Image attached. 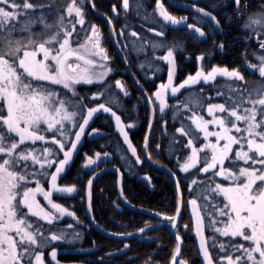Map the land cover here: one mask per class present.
I'll use <instances>...</instances> for the list:
<instances>
[{"label": "snow or ice", "instance_id": "1", "mask_svg": "<svg viewBox=\"0 0 264 264\" xmlns=\"http://www.w3.org/2000/svg\"><path fill=\"white\" fill-rule=\"evenodd\" d=\"M86 2L95 8L93 0H0V264H45L49 247L51 261L60 264L53 242L80 238L78 232L69 233L73 225H63V218L83 222L70 207L58 202L78 195L79 189L75 183L60 181L74 162L82 137L98 131L91 128L90 122L101 110L114 119L128 150L137 163L141 162L125 130L130 125H125L109 106L118 104L119 97L100 102L109 87L106 77L113 69L100 27L86 19ZM232 3L236 20L242 21L240 28L246 30L244 39L255 38V62L248 59V46L240 54L243 63L231 68L199 63L205 60L201 53L196 56L195 73L174 84L175 50L181 45H166L163 28H147L160 39L143 40L139 50L150 46L154 59L167 63V82L147 96L153 106L148 126L151 129L157 107L160 113L174 108L172 119H179L180 126L174 128L170 143L175 168L191 177L187 205L199 238L202 264H264V0L255 11H249L251 0ZM121 7L127 13L130 0H122ZM136 7L139 15L143 4ZM197 11L220 27L211 12L204 8ZM112 12L119 14L115 4ZM155 12L165 22L185 24L205 36L203 28L187 23V17L169 13L162 0H155ZM107 23L109 34L116 35L112 17H107ZM126 27L123 25L118 34L123 35ZM131 35L138 33L132 31ZM214 46L223 51L222 42L215 45L214 41ZM157 49L164 50V54L155 56ZM245 71L256 76L255 83L248 84ZM218 77L223 83H216ZM115 84L128 95L121 80ZM86 85L97 88L90 97L80 91ZM181 89L192 94L179 98L176 94ZM169 99L175 101L174 105H169ZM215 99L220 102L206 103ZM177 144L181 145L179 151ZM147 147L145 135V151ZM100 156V152L94 156L85 153L84 165L96 164ZM148 158H152L151 153ZM169 171L176 176V171ZM96 175L93 170L85 188L89 212ZM175 183L179 193L180 180ZM193 190L195 196L191 195ZM180 213L178 198L175 214L156 215L164 216L176 228ZM148 228L146 221L137 231L143 233ZM183 228L187 231L189 224ZM206 229L210 235H205ZM175 240L169 264H188L186 259L178 258L182 244L179 232ZM128 247L125 243L124 248ZM144 264L159 262L148 257Z\"/></svg>", "mask_w": 264, "mask_h": 264}, {"label": "trees", "instance_id": "2", "mask_svg": "<svg viewBox=\"0 0 264 264\" xmlns=\"http://www.w3.org/2000/svg\"><path fill=\"white\" fill-rule=\"evenodd\" d=\"M138 0H130V3H135ZM173 2L179 3L180 0H171ZM170 0H162L165 5V8L169 13L177 17L185 16L187 17L188 24H196L198 27L203 28L205 36L201 37L199 33H195L194 30L188 29L185 24L172 25L170 22H165L163 19L159 18L155 12V0H139V3L145 4L144 8L148 11H154L153 16L156 18L154 23H162L163 30L165 31V44L171 45L172 43H178L181 47H178L175 50V58L177 64L176 78L178 81H182V75L187 76L189 74H194L198 62L196 56L204 53L205 60L199 63H206L209 66L211 64H217L220 66L236 67L243 63L241 59V52L244 51L245 47L248 46V59L253 60L252 50L257 47L255 38L252 41H246L244 35L246 30L240 28V23L242 21H237L235 13L233 11L234 5L232 0H197L196 5L198 8H204L207 11L211 12L217 17L220 21V27L216 28L214 24H210L203 16L188 12L189 14H183L182 9H176L171 6ZM188 0H181V2ZM95 3V11L103 16L112 17L113 25L116 29H120L121 19L117 16L127 15L121 8V0H93ZM170 4H169V3ZM189 2V1H188ZM252 7L249 11H255L259 7L261 0H251ZM115 4L118 10V13L112 12V5ZM86 11V18L89 22H94L97 24L102 33H103V46L107 49L108 55L111 57V64L114 69H119L116 67V62H119L117 52L114 48L113 42L110 37V32L107 24L100 19L96 18L93 14L88 11L87 2L84 5ZM139 13L143 14L139 9ZM232 16V20L229 21L228 17ZM123 22V21H122ZM132 31H135L140 36L141 39L139 43H136V46L141 47L142 41L145 39H160L154 33L148 32L147 28H156L160 30L161 28L155 26H148L141 19H135L131 21ZM142 28V29H140ZM222 29V30H221ZM146 33V34H145ZM117 37V34H116ZM220 44L221 42L224 45L223 51L218 47L214 46ZM118 42L121 41L118 39ZM127 46V43H125ZM124 50V46L122 48ZM211 55H208V54ZM130 54V52H129ZM164 50L157 49L155 56H162ZM140 54H136L139 57ZM144 59L149 61L154 60L153 51L150 46L144 50ZM253 62H255L253 60ZM150 64V63H149ZM161 69H164L162 67ZM122 73V67L119 69ZM153 75L158 74L156 71L152 70ZM181 73L180 75H178ZM140 76L142 74L138 73ZM138 74L136 76H138ZM116 77V73H114ZM244 75L247 79L249 85L256 82V76L251 75L249 71H245ZM115 77L113 78L115 80ZM157 78L152 80L153 83L158 81ZM139 78V76H138ZM111 83V82H110ZM216 83H223V80L219 77L217 78ZM131 85V82H130ZM201 87H205L201 84ZM111 90H114L111 87ZM209 91L211 87L209 86ZM185 90L182 92L184 94ZM90 95V93H86ZM90 97V96H89ZM102 100V99H101ZM107 101L103 99L102 102ZM207 102H220L219 99H215ZM122 106H115L110 104L117 113H125L132 111L130 108L129 100H122ZM91 106V104H90ZM144 112V121L140 129H138L132 141V144L137 148V154L141 157V162L137 163L134 157H130L124 148L120 147L118 150L114 147L112 151H109V160L105 161L104 164L99 166L91 165L86 167L82 164L80 159H77L75 163L69 168L67 174L61 180V183H75L79 189V194L74 196L76 200L75 207L77 216L80 221L87 220L85 218L84 210V188L87 179L92 175V171H97L101 167L115 165L120 168L123 174L122 189L124 198L133 206L145 208L151 210L155 213H165L167 216H172L175 214L176 204H177V194L174 183L172 179L164 174V172L157 171L151 168L142 156L143 152V143L144 137L146 135L147 126H148V116L149 111L146 106L139 107L138 113L142 114ZM157 110L155 111V114ZM128 119V118H127ZM97 123L106 125L110 127L112 124L107 116H99L96 119ZM173 124H171L170 129H172ZM160 130L156 129V123L154 124L153 133L150 135L148 142L147 152L151 153V160L157 165L167 166L169 169L176 171L177 179L180 180V192H181V216L176 227V233L179 232L182 238V248H181V258L186 259L188 264H201L199 246L196 239V234L194 231V220L190 221L191 207L187 205L188 199H190L189 189L187 184L189 181L186 179V174L183 172L180 173L175 168L174 162L167 161L161 156L157 155V150L161 151L164 148V142L161 138ZM112 138H116L115 135H112ZM95 141H87L86 150L87 152L94 153L95 151L103 152L102 150V137L97 138ZM115 143V142H114ZM163 143V144H162ZM157 144L160 146L157 148ZM152 146V147H150ZM153 148V151H151ZM155 148L157 150H155ZM121 149L127 154H121ZM150 174V177L146 176ZM193 195V191L191 193ZM91 204H92V216L95 218L96 224L103 230L109 233H133L137 229L144 227V223L147 221L150 227H153V230L145 232L143 235L138 238L131 239L127 242L129 245L128 248H124V244L121 241H115L101 236L99 233L94 231L89 226V236L88 242L93 247L97 249L94 251L97 255L100 253L105 254V264H115L114 252L119 253L120 264H144V261L148 257H152L153 262H159V264H169L170 256L173 248L175 247V242L170 235L169 227L170 223L160 222L155 219L149 218L143 214L130 211L124 208L116 199L115 196V176L112 173H107L103 175L100 179H97L91 187ZM119 205V207H117ZM189 224V229L184 230L183 226ZM207 232L205 235H208ZM119 249V251H117Z\"/></svg>", "mask_w": 264, "mask_h": 264}, {"label": "flooded vegetation", "instance_id": "3", "mask_svg": "<svg viewBox=\"0 0 264 264\" xmlns=\"http://www.w3.org/2000/svg\"><path fill=\"white\" fill-rule=\"evenodd\" d=\"M188 1L181 2V0H180L179 3L171 1L172 2L171 6L173 8L179 9V10L182 9L183 11H185V12H183V14H189L188 12L195 13L194 11L185 9V7H193V5H196L197 0H188ZM138 3H139V0L135 3H130L131 9L126 13L127 15L117 16L121 19V24H123V25L126 24L127 27L124 28V34L119 35L118 33H119L121 27L123 26V25L119 24L120 29L117 30V37L115 35V40H116V44L118 46V49L122 54V57H123L125 64L127 65L131 74L137 80L139 86H137L135 83H133V81L128 77L127 71L123 65V60L120 58L119 54L117 53L119 62L118 63L116 62V67L119 69L122 67L124 73H122L119 69H114V71L109 73L108 81L107 80L106 81L108 84H110V87L108 88V91L106 90V95L104 97H102L103 99H108V98H111L113 96L119 97L120 102L118 104H112V105L119 106V107L123 105L122 100H129L130 101V103H131L130 108H132V111H128L125 113H117V114L121 116V120L125 125H130L129 127H126L125 130L128 132L129 139L131 140V142L133 141L135 132L138 129H140L141 125L143 124L142 121H144V119L146 120V118L143 117L145 115L144 112H142V114H139L138 108L146 106L148 108L149 116H150L149 103L147 102V96L150 95L151 93H153L156 90V88L159 86L160 83L167 82V76H165V74H167V63L166 62L154 59L153 61H151V67H149L150 59H149V61L147 59H144V51L139 50L138 54H140V55H139V57L136 56V53H135L136 52V50H135L136 45L135 44L139 43V41L141 39L139 38L140 37L139 35L138 36H132L131 35V32H132L131 21L135 20V19L136 20L141 19L145 22L146 25H148L150 27H152V26H155L158 28L163 27L162 23L160 25H159V23H154V21L156 20V18L153 16L154 11L145 10L144 9V8H146L145 4H143L144 8L143 7L140 8V10L144 13L137 15L136 14L137 13L136 5ZM121 4H122V0H121ZM176 5L181 6V8L176 7ZM196 7H197V5H196ZM88 11H89V9H88ZM156 14L158 15V13H156ZM95 17L98 18L97 16H95ZM145 17H146V19H145ZM159 18H161V17H159ZM98 19H100V18H98ZM100 21L105 22L102 19H100ZM105 23L107 24V22H105ZM107 26L109 28L108 24H107ZM140 29H142V28H140ZM142 31H143V29H142ZM118 39L121 41V43H117ZM125 43H127V46H125L126 45ZM123 46H124V50L122 49ZM114 48H115V46H114ZM140 48L141 47H139V49ZM147 48H148V46H146V49ZM115 50L117 52L116 48H115ZM129 52H130V54H129ZM125 57L127 58V60H125ZM141 65L143 67H141ZM157 66H159L158 71H157ZM110 67L113 68V65L111 64V60H110ZM162 67H164V69H161ZM152 70L156 71L158 74H156L154 76L153 75L154 73H152ZM114 73H116V77H115V75H113ZM138 73H140L142 75L140 76ZM137 74H138L139 78H138V76H136ZM156 76H158V81L153 83L152 80L154 78H157ZM114 77H115V80L113 79ZM117 79L121 80L122 84L124 85V87L128 91V95L125 96L120 88L114 89V86L116 85L115 81ZM130 82H131V85H130ZM180 82L181 81L174 80V84H179ZM111 87H113L114 90H111ZM80 91L82 93L86 94V93H91L92 91H97V89L93 85H86V86L82 87L80 89ZM183 91H184V89H181L180 92L176 94L177 97L182 98L183 96H186L185 92H184V94H182ZM169 96H171V95H169ZM168 103H169V105H173L175 102L173 99H169ZM172 113H173L172 107L166 108L165 113H160L158 110V107H157V113L154 114L153 126H152V130L150 133V135L153 133L154 124L156 123V129L160 130L161 135H162L161 138H162V141L164 142V145H163L164 148L161 151V155H160L159 150H157L156 148H155V150H157V155L161 156L165 160L168 159V154H170L169 150H167L169 135L171 133H174L175 127H179V124L172 120V116H171ZM99 116L101 117L104 115L100 114L97 117L95 116L96 118L94 117L95 119L91 122V128H96V129H98V131L96 133H93L92 135H85L84 137H82V141H81V144L79 145L78 153L74 155V162L73 163H75V161L77 159H80L82 164H84L83 161H84V154L85 153H87L88 155L94 156V154L98 151H95L94 153H91V152L88 153L86 150V147H87L86 144H87V141L97 142V140H98L97 138H99V137H102V141L100 143L102 145L103 152H100L101 156L97 160V163L94 164V166H99L101 164H104L105 161L109 160V157L104 156L103 153H108L109 151H112L114 149L113 144L115 141L120 142V144L125 148V145L123 144L121 138L119 137V135H118L116 129L114 128L110 119L109 120L112 124L110 127H108L104 124L102 125L100 122L95 124V121ZM149 116H148V119H149ZM126 117L128 118L127 120H126ZM165 121L167 123H165ZM137 122H139L138 125H135ZM171 124H173L172 129H170ZM91 128L87 129V131L90 132ZM165 129H166V131H165ZM112 135H115L116 138L115 139L112 138ZM149 139H150V137H149ZM148 142H149V140H148ZM150 147H152V146H150ZM175 147L179 151L181 148V145L177 144V145H175ZM151 151H153V148H151ZM142 156H143V153H142ZM133 157H134V159H136L135 156H133ZM174 158L175 157L172 158V160H173L172 162H174ZM167 161H169V160H167ZM73 163H71L70 167L73 165ZM86 167H90V166H86ZM66 174H67V172H66ZM64 176H63V178H64ZM146 176L150 177V174H147ZM60 183H61V181H60ZM74 196H75V194H72L71 197L68 199H58V202L64 204L66 207H70V209L72 211L76 212V211H78V209H77V207H75L76 200L74 199ZM54 198H56V197H54ZM68 224L73 225V228L69 229V233H71L72 231L78 232L80 234V238L77 240H74L72 242H68V241L53 242L52 246L57 248V260L60 261V264H105L104 263L105 262V254L100 253L99 255H97L96 253H94V251L97 248L93 247L92 245H90V242H88V236H89V229L88 228L90 225L88 223H86L85 221H83V223H79L76 220H74L72 217L66 216L65 218H63V225H68ZM153 229H154L153 227H150L147 229V231H150ZM206 232H208V231H206ZM206 232H205V234H206ZM210 250L213 251V253H215L214 249H210ZM50 251H51V247H49L48 249L45 250V256H44L45 264H55V261H51V257L49 256ZM113 255L116 257L115 258V260H116L115 264H120L119 253L114 252ZM180 258H181V254H180ZM200 259H201V264H202V259H203L202 254L200 255Z\"/></svg>", "mask_w": 264, "mask_h": 264}, {"label": "water", "instance_id": "4", "mask_svg": "<svg viewBox=\"0 0 264 264\" xmlns=\"http://www.w3.org/2000/svg\"><path fill=\"white\" fill-rule=\"evenodd\" d=\"M87 4H88L89 12H90L91 14H94V15L97 16L98 18H100V19L104 20L105 22H107V17H105V16H101V15L97 14V13L94 11L92 5H91L90 3H87ZM176 7L181 8V6H178V5H176ZM185 9H187V10H191V11H194L195 13H197V14L203 16L204 18H206V20L209 21L210 24H214V22H212V21L210 20L209 17H206L203 13L198 12V11H197V7H185ZM107 24H108V23H107ZM109 29H110V26H109ZM111 39H112V41H113V44H114L115 48L117 49V53L119 54L120 58L123 60L122 54H121V52L119 51L118 46H117V44H116L115 35H111ZM123 65H124V67H125V69H126V71H127V75H128V77L133 81V83H135L137 86H139L137 80L135 79V77H134V76L131 74V72L129 71V69H128L127 65L125 64L124 60H123ZM169 95H171L170 91H169ZM149 110H150V114H151V113H152V105H150V104H149ZM98 114H107V115L110 117V114H109V113H103L102 110H101V112L98 113ZM98 114H96L95 116H97ZM95 116H94V117H95ZM153 120H154V116H153V119H152V126H153ZM111 121H112V124H113L114 128L116 129L117 133L120 135L118 129H117L116 126H115V121H114V119L111 118ZM90 123H91V122H90ZM151 130H152V127H151V129H149V126H148V129H147V132H146V135L148 136V140H149V137H150ZM120 137H121V139H122V141H123V137H122L121 135H120ZM81 140H82V139H81ZM123 142H124V141H123ZM124 144H125V146L127 147V144H126V143H124ZM143 156H144L145 161H146V162H147L152 168H154V169H156V170H159V171H161V172L167 173L168 175H170L171 178H172V180H173V182H174V184H175V188H176V183H175V182H176V178L173 177V176L171 175L169 169H167V168H165V167H162V166H159V165H156V164H154V163H152V162L150 161V159L148 158L147 151L144 150V145H143ZM70 165H71V164H70ZM69 167H70V166H69ZM69 167H67L66 172L68 171ZM107 172H112V173L115 175V178H116L115 190H116V192H117V199H118L119 203H120L124 208H126V209H128V210H130V211H133V212H137V213L143 214V215H145V216H147V217L153 218V219L158 220V221H167V219H166L164 216H157L156 213L153 212V211H151V210H148V209H145V208H141V207H137V206H133V205H131L130 203H128V202L125 200L124 196H121V189H122V179H123V176H122V173H121L117 168L110 166V167H106V168L101 169L100 171L97 172L96 177H93V182H94L95 180H97L98 177H101L102 175H104V174L107 173ZM86 185H87V183H86ZM85 188H86V186H85ZM176 192H177V189H176ZM178 198H179L180 201H181L180 191H179V193L177 192V199H178ZM84 202H85V213H86V219H87V222L89 223V225L91 226V228H92L94 231H96L97 233H99L101 236L103 235V237H105V238H109V239H115V240H120V241H127V240H130V239H132V238H135V237H137V236H139V235H141V234L144 233V232H143V233L135 232V233H132L131 236H118V235L111 234V233H108V232L102 230V229H101V228L95 223V221H94V219H93V217H92L91 212H89V211L87 210V207H88V200H87L86 191H85V195H84ZM180 216H181V213H180V214L177 216V218H176V219H177V223H178V221H179V219H180ZM146 230H147V229H145V231H146ZM169 232H170L172 238L175 240V236H176V234H175V228H173L172 225H171L170 228H169ZM175 241H176V240H175ZM176 243H177V241H176ZM178 258H179V257H178Z\"/></svg>", "mask_w": 264, "mask_h": 264}, {"label": "rangeland", "instance_id": "5", "mask_svg": "<svg viewBox=\"0 0 264 264\" xmlns=\"http://www.w3.org/2000/svg\"><path fill=\"white\" fill-rule=\"evenodd\" d=\"M87 19V18H86ZM135 50H136V54L137 53H139V46H136V48H135ZM143 63V62H142ZM149 65H151V61H150V64ZM165 76H167V74H165ZM106 80L108 81V77H106ZM109 85V87H110V84H108ZM108 87V88H109ZM96 88V87H95ZM108 88L106 89L107 91H108ZM118 87L115 85L114 86V89H117ZM97 89V88H96ZM192 93L191 92H188L187 93V95H191ZM186 95V96H187ZM185 96H183L182 98H184ZM102 99V100H101ZM107 101H110L111 100V98H108V99H106ZM103 101V98H100V102H102ZM175 102V101H174ZM174 105V104H173ZM173 111H174V108H173ZM205 114V116H206V113H204ZM171 116H172V114H171ZM206 118H207V116H206ZM126 120H127V117H126ZM173 120V119H172ZM174 121V120H173ZM174 122H176V123H178L179 124V126H180V121H179V119L178 120H176V121H174ZM138 123L139 122H137L135 125H138ZM147 132V131H146ZM173 136V133H171L170 135H169V140H168V148H167V150H169V153H170V155H169V157H174V155H173V153H172V149H173V145L170 143V140H171V137ZM122 140V139H121ZM113 146L118 150L120 147H122V145L120 144V142H118V141H115V143L113 144ZM176 148V147H175ZM177 149V148H176ZM121 152H123L122 150H121ZM124 153V152H123ZM193 195L195 196L196 195V190H193ZM206 231H207V229H206ZM207 233V232H206ZM208 235H210V233L208 234Z\"/></svg>", "mask_w": 264, "mask_h": 264}, {"label": "bare ground", "instance_id": "6", "mask_svg": "<svg viewBox=\"0 0 264 264\" xmlns=\"http://www.w3.org/2000/svg\"><path fill=\"white\" fill-rule=\"evenodd\" d=\"M178 75H180V77H181V73H179ZM186 76H184V75H182V79H184ZM174 80H177V78H176V73H175V76H174ZM185 90V89H184ZM187 93L188 92H186L185 91V95H187ZM188 96V95H187ZM95 124H97V122L95 121ZM124 150L125 151H127V153L128 154H130V155H132V153L128 150V148L127 147H125L124 148ZM123 149H122V151H124ZM168 160L169 161H173L172 160V158L170 159V157H169V154H168ZM110 166H112V167H115V168H117L121 173H122V171L120 170V168L119 167H116L115 165H110ZM110 166H106V167H110ZM106 167H101V168H99L98 170H97V172L98 171H100L101 169H103V168H106ZM179 171V170H178ZM107 173H112V172H107ZM107 173H105V174H107ZM181 173V172H180ZM104 174V175H105ZM113 174V173H112ZM164 174H166V173H164ZM166 175H168V174H166ZM103 176V175H102ZM115 176V175H114ZM122 176H123V174H122ZM169 176V175H168ZM170 177V176H169ZM101 177H98L97 179H100ZM175 178H176V180H177V176H175ZM186 179L190 182V180H191V177L190 176H187L186 175ZM122 181H123V179H122ZM115 184H116V178H115ZM115 196L117 197V192H116V190H115ZM124 196V195H123ZM126 200V199H125ZM119 202V201H118ZM182 202V201H181ZM129 203V202H128ZM120 204V203H119ZM121 205V204H120ZM103 236V235H102Z\"/></svg>", "mask_w": 264, "mask_h": 264}]
</instances>
